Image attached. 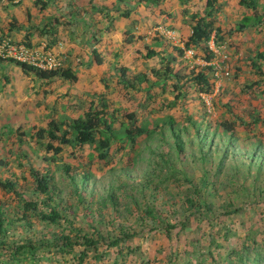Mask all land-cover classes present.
I'll list each match as a JSON object with an SVG mask.
<instances>
[{"label": "rangeland", "instance_id": "374dc122", "mask_svg": "<svg viewBox=\"0 0 264 264\" xmlns=\"http://www.w3.org/2000/svg\"><path fill=\"white\" fill-rule=\"evenodd\" d=\"M44 1L48 7L44 2L42 6V1L36 4L31 0L29 6L16 10L20 21L12 17L17 4L5 2L10 11L7 16H0V33L31 47L44 46L55 54L61 68L70 67L75 72L77 80H40L34 74H24L7 58L0 59V181L13 180L24 200L36 201L40 209L46 210L42 202L47 196L35 190L29 168L49 170L54 200L47 202L59 204L71 225L64 219L59 224L47 225L32 211L26 212L27 218L23 219L21 197L0 186V207L6 217L5 234H0V241L11 247L43 239L53 244V234L81 236L92 234L96 228L104 238L98 246L101 251L116 234L122 231L134 234L131 240L122 243L121 257L115 254L116 247H110L108 255L96 264H112L116 256L117 264H170L169 261L181 264L193 249L207 256L204 252L211 239L219 251L215 257L225 255L230 248L251 244L252 232L261 241L264 237V164L260 171L256 166L248 169L246 164L237 170L224 165L221 174L216 172V163L207 160L202 164L199 155L191 156L197 145L193 142L185 144L183 152L174 153L173 157L178 158L173 164L177 170L175 176L169 175L164 167L157 169L154 177L148 176L146 168L154 164L148 163L147 148L162 152L173 149L174 139L165 125L162 140L160 136L149 141L140 137L134 147L126 143L124 149H118L119 144L115 142L105 161L97 159L87 144L80 149L64 146L59 163H70L77 175L86 170L93 174L87 189L78 186L75 193L60 169L55 170L53 163L49 165L43 160L44 150L33 144V134L39 127L46 128L51 119L70 121L87 112L90 104L101 108L103 100L108 105V113L114 115V128L127 121L128 113L134 114L137 125L149 126L168 115L174 118V124L187 125L191 133L197 126L202 131H212L219 122L231 121L234 138L229 142V154L243 156L252 152L250 146L254 142H260L264 152V59L256 57L257 68L251 64L257 52L264 54V24L242 31L237 28L243 16L252 14V10L241 6L239 0H218L208 18L213 21L212 27L218 29V35L213 30L208 41L186 49L184 43L194 22L191 15L203 16L206 0ZM91 3L100 10L92 9ZM126 11L128 17L123 16ZM257 11L264 15V0H258ZM12 18L16 20L17 31H21L19 35L13 27L9 29L7 22ZM55 18L56 29L51 30L47 26ZM128 36H133L130 43L126 41ZM206 47L212 52L210 61L205 60ZM148 49L156 50L157 54L145 57ZM93 50L99 53L101 63L96 62ZM208 65L213 67L207 72L212 87L205 93L191 82ZM122 66L128 69L127 78L146 73L152 81L157 78L155 70H159L160 78L169 67L180 77L178 84L184 93L175 98L177 90L173 89V83L177 78L174 77H167L164 86L153 85L149 92L144 89L145 82L137 89L125 88L119 82L118 69ZM174 99L176 104L172 103ZM179 134L183 140L188 138L185 133ZM220 138L214 136L212 148L220 145ZM221 154L222 150L211 153L214 159ZM121 169H125L124 175ZM204 171L209 182L203 187ZM121 182L127 186H121ZM108 187L113 188L114 201L107 197ZM103 200L105 204L101 203ZM148 204L155 208L154 214L160 221L144 217ZM237 208L239 212L234 211ZM229 210L226 215L224 212ZM72 225L79 232L72 233ZM167 225L173 226L169 233L165 230ZM128 244L135 251L126 255L123 252ZM6 247L0 244V248ZM92 252L79 263L73 260L72 254H54L52 249L45 255L47 259L36 264H94ZM6 259L7 255H0V264Z\"/></svg>", "mask_w": 264, "mask_h": 264}, {"label": "trees", "instance_id": "16d2710c", "mask_svg": "<svg viewBox=\"0 0 264 264\" xmlns=\"http://www.w3.org/2000/svg\"><path fill=\"white\" fill-rule=\"evenodd\" d=\"M38 1L41 0H37V2ZM147 1H154L157 3L159 0ZM217 1L218 0L205 1V13L203 16H198V14L191 15V18L194 22H190L191 34L188 36L187 40L184 43L186 49L198 47L202 42L208 41L211 38V33L213 32V30L217 31L215 32V36L218 35V29H214V27H212L213 21L208 20V18L213 14V10ZM9 2L12 1L9 0ZM238 2L246 9L252 10V14L243 16L237 27L238 31L245 30L249 27L255 28L264 24L263 13H258L257 11L258 0H239ZM12 4L15 5V3ZM41 4L42 6L45 5L43 4V2H41ZM91 7L94 10H100V8H96V6L93 4L91 5ZM123 16L128 17L129 12L126 11L125 13H123ZM27 17L29 18V13H27ZM53 20L54 23L47 26L51 28V30H55V27L57 25L55 24L57 18ZM14 25H16V20L12 18V21L9 22V29L15 27ZM218 38L221 39V36H218ZM132 39L133 36H128L126 41L130 43ZM156 54V50L148 49L144 56L150 58ZM211 54L212 52L206 47V61L212 60ZM93 55L97 63L102 62V58L99 56V53H96L95 50H93ZM256 57H261L264 59V54L261 52H257L255 57L251 59L252 67L257 68L258 65L256 63ZM0 59L2 58L0 57ZM7 60L19 66L24 74H34L40 80L52 81L56 78L66 79L70 81L77 80V75L71 70L70 67L61 68V66H57L51 69H42L28 63L15 61L13 58H7ZM89 64L90 62L88 63V65ZM212 68L213 67L210 65L203 66L202 69L192 77L193 81L191 82V85H197V88L200 92H209L212 85L209 81L207 72ZM118 70L119 82L125 88L137 89L139 88L140 84L145 82L147 85L144 87V89L149 92L150 88L153 85L164 86L167 77H174L177 78V82L173 83V89L177 90L175 98L178 99V97H180V95H183L184 93L181 89V84H178V81H180V77L177 73H173L171 68L169 67L166 68V71L160 78L158 76L159 70H155L154 76L156 75L157 78L154 81L148 78L146 73H140L132 78H127L126 74L128 69L126 67L122 66ZM4 77L8 81V77ZM102 98L103 97H100V99ZM101 102V108H96L95 106H92V104H90L87 112L74 119H71L70 121L58 122L54 119H51L48 122L46 128L39 127L33 134V137L35 138L33 139V144H36L40 149L44 150V154L42 156L43 160L49 163V165L53 163L55 170L60 169V171L62 172L61 174L65 175L75 193H78V186L80 187V189H87L86 186L89 183L91 177H93V174L90 171L86 170L77 175L72 172V166L70 163L63 161L59 163L58 160H62L61 152H63L64 146H70L72 149H80L87 144L92 147L94 153H96L97 159L105 161L109 155V151L113 143L118 142L119 145L117 148L124 149L125 147H127L126 143H130L131 147H134L135 143L140 137L141 139H147V141H149L150 139L160 136V139L162 140L165 134V125L167 126L166 129L170 133H172L174 143L171 144V147H173V149H169L167 150V152H162L156 151L155 148H147L149 151L148 163L154 164V167L146 168L148 176L154 177L156 175V170L158 169L159 171L162 167L166 168L167 172L170 173L169 175L175 176L177 174V170L173 168V164L175 163L174 160H177L178 158H176V156L173 157L174 153L183 152L185 150V144L187 145L193 142H197V145L193 149L195 153H193L191 156L195 158L197 155H199V159L201 160L200 163L202 164H206L205 162L207 160L211 164L216 163V172H220L221 174L223 173L222 167L224 165H227L229 169L232 168L237 170L238 168L242 167L243 164H246L248 169L250 168V166H256V170L260 171L262 165L264 164V152L260 142H254L250 146L252 147V152H247L243 156L238 154H229V142L233 141L234 138L232 133L234 124H232L231 121L219 122V124L214 126V129L212 131H207L205 129L204 131H202V127L197 126L195 127L194 132L191 133L187 125L178 126L174 124V118L168 115L164 118H158L152 126H149L147 123L137 125L135 123L134 114L128 113L125 115L127 121L124 124H120L118 128H114V115L112 112L108 113V105L103 100H101ZM172 103L176 104V100L174 99ZM241 123L243 125L245 124L244 122ZM63 125H66L65 129L63 128ZM179 132L185 133L188 138L183 140ZM21 133L22 135H25V132ZM214 136H221L222 139H220L222 142L219 143L220 145L217 144L215 148H212L214 143ZM213 150H215L217 153L219 150H222V154L220 156L218 155V157L215 156L214 159L213 155H211V153H213ZM156 166L158 168H155ZM120 171H122L121 174L124 175L125 169H121ZM29 174L33 178V181L35 183V190L47 196L46 200L42 202L44 205H46V210L43 208L40 209L37 206L36 201L26 199L24 200L21 194L16 191V184L13 180L6 179L0 181V186H2V188L7 191H13L17 196L21 197V200L23 202L22 208L24 209L22 218L26 219V212L32 211V213L37 218L45 222L47 225L59 224L61 219H64L71 225V221L69 220L68 215L62 212L63 208L60 207L59 204L53 203V205H50V203L47 202L54 200L50 184L52 176L49 170L41 172L38 169L30 167ZM206 175L207 174L204 171V175L202 176L201 180L203 187L207 185V182H209V178L206 177ZM126 176L127 175H125V177ZM121 186L126 187L127 183L121 182ZM106 190L108 192L107 197L109 198V200L114 201L115 196L113 188L108 187L106 188ZM262 196L264 199V191L262 193ZM80 199H82L81 196ZM101 203L105 204V200H103ZM190 203L191 205L193 204L192 201H190ZM127 207L128 205H125V209H127ZM239 210V208L234 209V211L236 212H239ZM154 211H156L155 208L148 204L146 206V209H144V217L148 216L150 219H157L158 221H160V218L155 216ZM230 212L231 210L224 213L227 215ZM5 220L6 217L4 211L0 207V234L2 235L5 234V230L3 228V223L5 222ZM184 226L185 224H182V227ZM172 227V225H167V227L165 228L166 232L169 233ZM155 228L156 226H152V229ZM78 230L79 229L77 227L73 225L72 227L70 226V231L72 233L74 231L79 232ZM262 232L264 233V229L262 230ZM94 235H97V238H95ZM133 235V233L122 231L120 234H116L115 236H113V238H110V240L105 243L106 249H103L101 251H99L98 246L99 243L104 240V238L101 232H99L96 228H94L92 234H83L81 236L78 233L74 234V236H71V234L64 235L62 233L60 235L53 234V238L55 241L53 242V244H51L49 240L43 239L37 243L27 241L28 243H23L11 247L8 246L5 241H0V244L7 246L6 248H0L7 254H2L4 252L0 250V255H7V259L6 261H3V264H36L40 260H43V258L47 259L48 256L45 255H49L50 251L54 249V254H72V258L74 261L82 263L89 255V252L93 251L91 258L95 259L94 264H96L97 261L103 259L108 255V248L110 247H116L115 254H117L118 257H121L120 255H122L123 249L121 246L122 243L131 240ZM249 237V239L251 240V244H243L239 248H230V250L225 255L217 253V257H215L214 254L219 251L215 250L216 247L213 245L214 239H211V243L209 242L210 246L206 247V252H204L207 253V256H209V258H206L207 256H205L202 252L198 250H196L198 252H195V250L193 249L191 252H186V255L190 256L186 257L184 262H182L181 264H208V260L209 264H264V237L262 238V240L260 239L261 241H259V239L256 237V233L254 234L253 232L251 236L249 235ZM211 244L213 245L214 249H211ZM76 247H82V249L76 250ZM195 247L196 244H193V248ZM125 249L126 252L123 253H126V255L134 253L135 251L134 248H132L129 244L125 247ZM41 251L43 253L38 254V252ZM199 255L201 256L199 257ZM117 256L113 257L112 264L118 263ZM192 259H194V261H192ZM169 262L170 264H175L172 261Z\"/></svg>", "mask_w": 264, "mask_h": 264}, {"label": "built area", "instance_id": "2783aa9c", "mask_svg": "<svg viewBox=\"0 0 264 264\" xmlns=\"http://www.w3.org/2000/svg\"><path fill=\"white\" fill-rule=\"evenodd\" d=\"M42 48L31 47L26 43L15 42L8 37L0 38V57L13 58L15 61L31 64L42 69H51L60 66L55 54Z\"/></svg>", "mask_w": 264, "mask_h": 264}, {"label": "crops", "instance_id": "0c3cea01", "mask_svg": "<svg viewBox=\"0 0 264 264\" xmlns=\"http://www.w3.org/2000/svg\"><path fill=\"white\" fill-rule=\"evenodd\" d=\"M10 1H12L11 3L17 4V5H15V7L13 9V12H12L13 13L12 14V17L16 18L17 20H18V16L16 15V12L15 11L18 10V9H20L22 6L24 8H26L27 6H29L31 4V0H10ZM5 2H9V0H4L0 4V10H1L0 11V16H2V17L7 16V14H9V11H10V8L8 7V5L5 4ZM19 3H20V5H19ZM7 8H9V10ZM9 21L10 20L8 19L7 24L9 23ZM18 21H20V20H18ZM17 29H19V28L13 27V30L15 31V34L16 35H19L21 33V31L18 32ZM7 32H12V31L7 30ZM16 35L13 38H16ZM0 36H1L0 38H2V37H6L7 35L4 34V33H0Z\"/></svg>", "mask_w": 264, "mask_h": 264}, {"label": "clouds", "instance_id": "9594fccd", "mask_svg": "<svg viewBox=\"0 0 264 264\" xmlns=\"http://www.w3.org/2000/svg\"><path fill=\"white\" fill-rule=\"evenodd\" d=\"M32 1H34V3H36V4L40 2V1L37 2V0H32ZM41 1L44 2V3L46 4V7H48V2H46V1H44V0H41ZM46 7H45V8H46Z\"/></svg>", "mask_w": 264, "mask_h": 264}]
</instances>
